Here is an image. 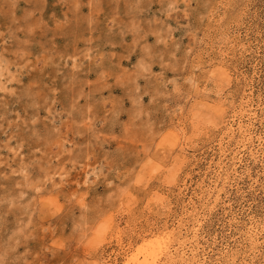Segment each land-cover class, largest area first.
<instances>
[{"label": "rangeland", "instance_id": "1", "mask_svg": "<svg viewBox=\"0 0 264 264\" xmlns=\"http://www.w3.org/2000/svg\"><path fill=\"white\" fill-rule=\"evenodd\" d=\"M157 243L264 264V0H0V264Z\"/></svg>", "mask_w": 264, "mask_h": 264}, {"label": "bare ground", "instance_id": "2", "mask_svg": "<svg viewBox=\"0 0 264 264\" xmlns=\"http://www.w3.org/2000/svg\"><path fill=\"white\" fill-rule=\"evenodd\" d=\"M159 243L155 244V246L147 248V249H141L138 250L137 253H135L134 258L130 261H128V264H151L149 258H147V256L149 257H153L156 258L158 256L159 250H161V248L159 247ZM150 246V245H149ZM147 247V246H146ZM142 255L143 258L139 259V256Z\"/></svg>", "mask_w": 264, "mask_h": 264}]
</instances>
